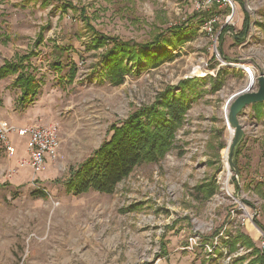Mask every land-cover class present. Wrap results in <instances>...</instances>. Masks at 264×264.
Returning a JSON list of instances; mask_svg holds the SVG:
<instances>
[{
	"label": "rangeland",
	"instance_id": "1",
	"mask_svg": "<svg viewBox=\"0 0 264 264\" xmlns=\"http://www.w3.org/2000/svg\"><path fill=\"white\" fill-rule=\"evenodd\" d=\"M203 1L0 0V65L33 52L38 105L48 108L35 122L56 124L60 139L59 156L38 174L17 168L26 152L8 155L0 146V264H254V250L264 256L258 193L264 191V102L239 114L237 175L228 162L233 134L225 120L226 100L264 73V0H233V12L226 3L197 8ZM64 4L71 9L63 11ZM213 17L208 30L204 24ZM177 26L190 31L171 47L173 59L126 74L118 85L103 78L105 47L91 46L95 33L133 44L157 34L171 38ZM223 26L231 30L220 37ZM220 71L222 85L212 90L209 77ZM193 77L206 79L161 160L135 167L110 194L65 192L60 180L109 137L111 126ZM14 78L0 80L6 125L4 109L19 94ZM16 136L10 134L14 146ZM203 183L215 188L213 195L196 190ZM237 232L250 244L230 252L227 242ZM193 236L196 245L186 249Z\"/></svg>",
	"mask_w": 264,
	"mask_h": 264
},
{
	"label": "trees",
	"instance_id": "2",
	"mask_svg": "<svg viewBox=\"0 0 264 264\" xmlns=\"http://www.w3.org/2000/svg\"><path fill=\"white\" fill-rule=\"evenodd\" d=\"M66 6L71 9L70 5L64 4L63 11H66ZM202 22L203 20H200V23ZM246 24L247 19L236 37L238 40L244 37ZM181 28V26L172 28L171 38H167L164 34H157L149 42L133 44L121 41L117 37L95 33L97 36L93 35L91 46L96 49L105 47L101 53L103 78L113 85H118L124 81L126 74H137L140 70L155 67L165 60L173 59L171 47L181 43L184 35L190 31V29ZM228 30H231V27L223 26L219 36L222 37ZM32 55L33 52L18 55L13 60H6L0 65V80L9 75H15L11 84L19 91L15 100L16 110H23L33 104L41 88V82L31 72L32 66L29 65ZM50 65L56 71L62 69L59 62H52ZM75 73L76 67L72 65L68 70L69 80ZM221 76L220 71L217 79L209 77V81H212V90L221 87ZM205 79L206 77H193L180 80L176 86L168 87L157 94L151 104L132 112L119 125L111 126L109 137L77 167L70 168L60 180L65 192L74 196L89 191L110 194L135 167L161 160L170 148L176 130L182 124L186 110L195 99L194 93L197 87ZM258 104L260 103H255L253 106L256 107ZM238 152L239 148L234 153L235 158ZM234 164L236 165V162ZM195 188L205 197L213 195L216 191L209 183L199 184ZM258 193L262 199L260 209L264 213V191L258 189ZM133 207L135 206L130 205L128 209ZM249 241L247 236L237 232L227 243L231 252L235 249V244L247 246L250 244ZM254 255L255 258L252 260L254 264H264L263 255L257 254V250H254Z\"/></svg>",
	"mask_w": 264,
	"mask_h": 264
},
{
	"label": "built area",
	"instance_id": "3",
	"mask_svg": "<svg viewBox=\"0 0 264 264\" xmlns=\"http://www.w3.org/2000/svg\"><path fill=\"white\" fill-rule=\"evenodd\" d=\"M206 3H226L232 9V12L235 6L233 0H206L200 6L198 4L197 8L203 7ZM230 17L228 16L227 18ZM215 21L216 18H210L205 22L204 27L211 30ZM13 132L20 137H27L26 156L18 159L17 168L28 169L33 174H38L42 171L47 161L53 162L59 156L60 139L56 124L33 122L28 126L16 129L14 126L0 123V146L8 155L15 153V146L10 141V134ZM196 242L197 238L195 236L190 237L186 249L192 250ZM262 248L264 250V242H262ZM150 264H158V260Z\"/></svg>",
	"mask_w": 264,
	"mask_h": 264
},
{
	"label": "water",
	"instance_id": "4",
	"mask_svg": "<svg viewBox=\"0 0 264 264\" xmlns=\"http://www.w3.org/2000/svg\"><path fill=\"white\" fill-rule=\"evenodd\" d=\"M232 15V14H231ZM217 54V50L215 49ZM218 56V55H217ZM235 65V64H234ZM239 67V64H237ZM241 68V67H240ZM257 83V90H253ZM264 102V73L260 72L255 79L251 80L247 86L232 94L225 102L227 108L225 120L229 128L234 130L232 140L229 144L228 162L232 166L234 173L237 175V169L232 161L233 152L242 140L244 132L239 122V114L249 105Z\"/></svg>",
	"mask_w": 264,
	"mask_h": 264
},
{
	"label": "crops",
	"instance_id": "5",
	"mask_svg": "<svg viewBox=\"0 0 264 264\" xmlns=\"http://www.w3.org/2000/svg\"><path fill=\"white\" fill-rule=\"evenodd\" d=\"M15 95L16 96H15L13 102L11 104H9V108L4 109L5 113L3 116L5 117V120H3V122L7 123L8 125L14 126L16 129L17 128L19 129V128H23V127L28 126L31 123L35 122L36 117H37V115H39V113H41L42 115L43 114L48 115V108H46L44 106L45 103H43V104L41 103L40 105H38V103H40V100H37V98H36L37 101L35 100L33 104L28 105L25 109H23V110L17 109L16 110L15 100L17 99L18 93H16ZM16 138H17L18 142L17 143L15 142V151L17 154L23 155V153L26 152L27 137H20L17 135ZM22 138H25V141L23 142V144L19 143V142H21L20 139H22ZM50 163H51L50 161H47L45 166L50 164Z\"/></svg>",
	"mask_w": 264,
	"mask_h": 264
},
{
	"label": "bare ground",
	"instance_id": "6",
	"mask_svg": "<svg viewBox=\"0 0 264 264\" xmlns=\"http://www.w3.org/2000/svg\"><path fill=\"white\" fill-rule=\"evenodd\" d=\"M252 77H253V78H252V80H253V79H255L256 76L253 74ZM245 86H247V85H245ZM245 86H244V87H245ZM226 110H227V108H226ZM231 129H232V128H231ZM233 133H234V130L232 129V134H233Z\"/></svg>",
	"mask_w": 264,
	"mask_h": 264
}]
</instances>
